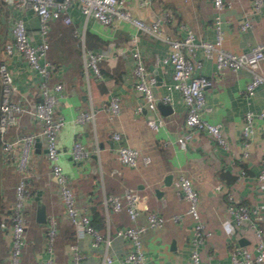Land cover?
<instances>
[{
	"label": "crops",
	"instance_id": "0c3cea01",
	"mask_svg": "<svg viewBox=\"0 0 264 264\" xmlns=\"http://www.w3.org/2000/svg\"><path fill=\"white\" fill-rule=\"evenodd\" d=\"M225 1L220 12L222 46L239 52L264 40V8L250 16V27L241 30L239 22L243 12L250 11L251 0ZM125 6L146 21L158 19L163 33L171 37H180L187 29H191L197 37H215L212 23L215 9L211 0H126ZM69 13L72 17L70 23L61 19L49 21L46 36L49 44L47 58L54 66L51 80H60L64 85L56 109L64 119L57 139L58 161L68 177L77 205L90 218L93 216L95 190L101 186L102 194L105 192L103 170L119 167L114 154L117 142L111 138V131L118 129L124 142L137 147L151 159L148 163L139 160L132 168L123 166L119 178L113 175L106 178L109 187L113 184L123 186L120 192L133 188L142 196L136 220H131L125 209L105 212L103 200L102 219L106 223L107 216L109 228L114 230L128 223L145 221L147 210L163 214V225L157 229L148 228L142 236L145 264H186L188 261L193 222L186 213V200L175 183L179 174L191 178L198 191L200 217L212 230V234L200 246L202 260L211 264H230V246L233 242L253 248L256 240L253 225L244 223L228 234L222 220L228 213L227 192H231L236 202L243 205L253 206L260 201L261 191L256 175L264 149V118H253L247 155H243L241 127L246 110L264 108V82L255 87L252 95H245L243 90L249 78L247 69H217L214 56H206L198 49L197 57L201 59V65L195 71L205 74L210 80L205 87L202 115L220 124L228 147H222L210 134L201 130L194 131L185 144L180 145L177 136L184 131L185 105L178 90L169 91L170 98L158 101L155 109L146 106L139 111L135 109L137 104L143 103V97L133 86L134 61L130 53V38L137 37L136 45L145 66L155 76L153 91L156 96L167 92L166 85L172 79L171 64L162 61L169 43L137 29L125 20L104 24L91 16L85 19L78 1L71 3ZM16 16L24 18L32 41H40L39 20L34 10L0 0V63L5 62L11 73L12 98H26L32 102L40 98V74L28 65L22 53L15 50L6 52L3 48L6 41H12L11 26ZM79 34L83 35L86 48L102 54L99 60L100 74L91 72L88 80L82 72L83 54ZM1 93L0 81V97ZM112 95L119 97L120 112L110 119L107 110L100 105L107 103ZM90 101L98 106L94 124L90 121L76 122V111L88 107ZM150 115H160L163 123L158 129L147 124L146 117ZM39 126V121L31 114L22 113L16 122L10 124L3 138L14 139L18 134L38 130ZM74 139L90 149L88 157L81 160L71 158ZM95 141L99 145L98 155L93 151ZM19 148V143H16L11 151H4L0 144V219L10 210L14 186L21 175L16 165ZM50 171L51 163L45 155L43 140L37 137L31 146L27 164L30 195L25 205L26 240L20 264H39L48 255L53 256L55 264H74L72 243H76L80 249L77 264H97L103 251L102 242L93 243L90 234L76 235L67 242L64 231L68 217L59 186ZM89 175H98L101 179L87 190L88 183L84 184V180ZM36 197L45 204L44 222L35 218ZM174 214H179V217L173 218ZM51 215L56 220L59 235H55L50 253L46 246V228L47 217ZM95 222L96 225L102 224L100 219ZM254 222L264 226L263 210L256 215ZM6 224V221L5 225L0 224V264L7 262L10 252L11 230ZM99 229L104 231L105 227ZM129 248L130 242L126 238L113 235L108 248L112 260L105 264H130L124 258ZM259 264H264V261Z\"/></svg>",
	"mask_w": 264,
	"mask_h": 264
},
{
	"label": "built area",
	"instance_id": "2783aa9c",
	"mask_svg": "<svg viewBox=\"0 0 264 264\" xmlns=\"http://www.w3.org/2000/svg\"><path fill=\"white\" fill-rule=\"evenodd\" d=\"M17 7H31L39 20L40 41L33 42L28 32L27 24L22 16H16L11 26L12 41H6L3 48L6 52L18 51L26 58L28 65L35 69L41 76L38 87L40 98L31 102L23 101L22 98H12V76L5 62L0 63V81L2 83V93L0 97V138L2 139V149L11 151L16 143L20 148L17 154L16 165L21 172L19 180L14 186V200L11 205L9 217L11 220V244L8 260L5 264H20V259L25 244L26 236V214L25 205L30 195L28 188L27 164L31 146L34 140L39 137L43 140L45 155L51 163V173L59 186L61 198L65 212L75 226L76 235H92L93 243L102 242L103 251L97 264H105L112 260L108 251L110 240L113 235H119L130 242V248L126 251L124 258L130 264H145V254L142 247V236L148 228L157 229L163 225L165 217L155 210H147L145 221L133 222L124 226L110 230L108 217L106 216L105 230L101 231L94 226L88 213L82 210L76 202L74 191L69 184L68 177L58 161V134L63 124V117L57 114L58 102L63 94V82L51 80L53 64L47 58L49 47L47 31L49 21L61 19L65 23H70L72 17L69 7L73 1H78L80 11L85 19L94 17L104 24H111L118 20H125L134 25L137 29L148 33L160 40L169 43L167 53L162 57V61L169 62L172 66V79L167 83V92L156 96L153 91L155 76L151 74L143 61L140 51L136 45L137 37L130 38L131 56L133 57V86L142 95L143 103L135 106L136 110H141L143 106L155 109L158 101H166L170 98L169 91L176 89L181 95L185 105V115L183 120L184 131L177 136L180 145H184L186 139L191 137L194 131L201 130L210 134L214 140L222 147H228L227 140L222 134L220 124L206 119L202 115L205 104V87L210 80L205 74L198 73L195 68L201 65V59L197 57V50L200 49L206 56H214L217 69L228 67L232 70L245 68L249 71V78L246 82L243 93L252 95L255 87L264 82V40L255 42L245 50L235 52L225 49L222 46L223 27L220 12L225 5V0H211L215 12L213 15V27L215 37L205 39L197 37L191 29H187L180 37H171L163 33L159 26L158 19L146 21L145 19L131 13L125 6L126 0H7ZM145 2L148 0H139ZM264 8V0H251L250 11H244L242 20L239 22V29L244 30L251 26L250 16L259 13ZM166 13V12H165ZM81 37L83 66L82 72L86 80L90 73L100 74L99 60L102 54L99 51L88 49L84 46L83 35ZM90 97V96H89ZM100 107L105 108L108 117L120 112V100L117 95H112L109 101ZM98 106L89 102L88 107L80 108L76 111L74 120L78 123L90 121L94 124ZM31 114L39 123V129L18 134L14 139H4L3 135L10 124L17 121V117L22 114ZM254 116L264 118V108L258 111L248 109L243 114L241 127L243 155L248 154L249 138L253 131ZM147 124L158 129L163 121L160 115H150L146 117ZM264 133V127H263ZM122 132L118 129L111 131V138L117 142L114 147L118 161L130 166L136 165L140 160L148 163L150 156L142 153L122 140ZM93 151L98 155L99 145L95 141ZM90 149L78 139H74L70 155L73 160H81L88 157ZM101 173V166L99 164ZM113 170H117L114 168ZM242 172V170H241ZM258 185L261 191L260 201L257 205L247 206L236 202L231 192H227L228 206L227 215L222 220L224 230L230 234L237 226L249 223L253 225L256 240L253 248H248L233 242L230 246V264H259L264 261V226L254 222V218L261 210L264 211V149L259 159V169L257 172ZM175 183L181 191L183 198L187 201L186 212L192 217V237L189 258L186 264H211L203 261L200 255V246L212 234V230L207 228L200 217L198 207V191L193 186L191 178L184 174H179ZM141 195L133 188H125L120 193L103 192L104 210H119L125 207L131 220H136L141 209ZM173 218H178L179 214H174ZM48 228L46 246L51 253L53 241L56 235V220L51 215L47 217ZM5 225V220L0 221ZM74 264H77L81 256L80 249L76 243L70 245ZM39 264H55L52 255H48Z\"/></svg>",
	"mask_w": 264,
	"mask_h": 264
},
{
	"label": "trees",
	"instance_id": "16d2710c",
	"mask_svg": "<svg viewBox=\"0 0 264 264\" xmlns=\"http://www.w3.org/2000/svg\"><path fill=\"white\" fill-rule=\"evenodd\" d=\"M0 144H1V147H2V139L1 138H0ZM114 154H115V159L118 161L116 153H114ZM118 163H119V167H117V170H112V169H110V170L104 169L103 170L102 178H103V181H104V183H103L104 188L103 189H104L105 193H119L121 191L122 187H123V186H117V185H114V184L112 186L113 188L109 187V185H107V180H106L108 175H113V176L119 178L122 175V173H123V166L131 167V168L133 166H136V165L130 166L128 164L121 163L120 161H118ZM107 168H109V167H107ZM99 179H101V178H99L98 175H89L84 180V184L88 183L87 190L92 189L91 187H93L94 185L99 183L98 182ZM95 191H96V195H95V198H94L95 200H94V205H93V208H92L93 209V216L91 217V222H92L93 225H96V222H95L96 219H98V220L100 219L102 224H99V225H96V226H97V228H101L102 229V228L105 227V222L103 223L104 220L102 219L104 213H103V207H102V196H101L102 189H101V186L97 187ZM186 203H187V201H186ZM186 207H187V205H186ZM10 209H11V207H10ZM121 209H125V207H122ZM121 209H119V210H121ZM119 210H113L112 212H118ZM125 211H126V209H125ZM9 212H10V210L7 211L6 214L4 213V216H2L0 221L1 220H5L7 222V224H8V225L7 224L6 225L10 228L11 220H10V217H9ZM126 213H127V211H126ZM25 214H26V211H25ZM127 215H128V213H127ZM26 218H27V215H26ZM56 226H57V224H56ZM65 226H66V228H65L64 234H65V236L67 238V242L72 241L74 239V237L76 236L75 226H74V224L72 222H70L69 219H68V223ZM47 228H48V224H47ZM47 228H46V238H47ZM56 235H59L57 233V231H56ZM56 237L58 238V236H56ZM20 262H21V259H20Z\"/></svg>",
	"mask_w": 264,
	"mask_h": 264
},
{
	"label": "water",
	"instance_id": "95a60500",
	"mask_svg": "<svg viewBox=\"0 0 264 264\" xmlns=\"http://www.w3.org/2000/svg\"><path fill=\"white\" fill-rule=\"evenodd\" d=\"M35 218L40 222L46 221L45 204L39 197H36Z\"/></svg>",
	"mask_w": 264,
	"mask_h": 264
}]
</instances>
